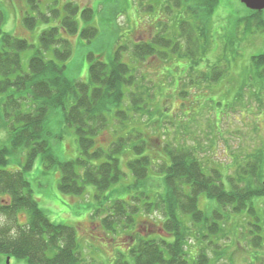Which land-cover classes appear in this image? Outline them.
<instances>
[{
  "label": "trees",
  "instance_id": "16d2710c",
  "mask_svg": "<svg viewBox=\"0 0 264 264\" xmlns=\"http://www.w3.org/2000/svg\"><path fill=\"white\" fill-rule=\"evenodd\" d=\"M43 1L28 0L30 10L38 16L26 13L23 23L27 29L36 27L38 17L49 20L40 12L45 5ZM51 1V8L58 3V0ZM220 1H175L179 8L187 5L186 2H192L186 6L185 13L188 15L190 12L195 17L194 23L189 26L181 21L178 34V38H186L189 49L185 56L176 54L180 59L188 58L192 66L202 63L212 44L211 24ZM50 12L53 17H60L59 10ZM63 12L59 26L41 34L40 47L35 49L26 71L21 55L34 46L28 39L3 30L6 16L0 10V114L3 126L9 129L11 136L10 146L0 143V193L9 196V203L0 206V214L14 223L0 229V255L25 260L28 264H80L81 254L76 228L51 221L46 210L34 198L26 173L32 171L37 158L42 155L47 169L61 171L58 189L62 194L80 197L88 186H93L99 202L103 201L102 198L104 203L110 202L104 194L110 192V197L115 195L112 188L124 175L120 158L125 155L130 139L120 138L110 143L106 151L98 146V136L113 119H119L121 126L128 124L132 119L131 113L146 112L148 104L144 88L138 83V70L129 64L137 63L134 59L145 61L154 56V47L158 44L173 46L174 52L180 49L179 40L173 44L156 36L155 41L134 44L132 50L128 45L119 47L107 62L90 55L88 81L70 80L66 76L65 62L73 53L69 39L79 32L76 16L80 14L86 24L81 32L83 39L92 41L98 30L89 25L93 10L68 2L63 6ZM249 14L252 33L259 31L264 35V15L254 11ZM242 22H247L246 18H238L236 27ZM51 51L55 60L46 57ZM166 61H169L168 57ZM218 66L215 65L211 73L217 72ZM252 67L258 78L264 81V54L252 57ZM126 98H130V106L124 104ZM58 110L63 113L64 125L73 129L77 138L80 157L75 160L61 161L52 150L48 122ZM147 144L146 141L134 144L133 151L141 156L128 162L136 180L135 187L143 186L150 175L152 158L144 154ZM189 151L186 148L168 151L170 164L166 161L162 170L165 198L156 197L153 204L144 207L149 213L164 211L163 229L168 236L156 240L137 239L127 250L131 262L125 260L124 254H119L114 264H210L204 249L200 248L197 256L190 253L189 236L192 233L189 227L205 231L208 235H201L203 238L224 237L230 214L252 220L247 224L246 241L254 258L252 263L264 264V253L260 254L264 252V212H258L254 205L255 200L264 199V152L250 157L245 165H239L234 175L226 177V186L217 165L206 166ZM20 153L25 154L23 169L10 171V156ZM202 195L215 204L216 208L211 212L200 209ZM226 208L232 211H221ZM137 210L125 200L115 199L107 209L109 215L102 219L103 228L116 234L117 221L122 222L125 217L126 224H133L134 215L139 214ZM22 213L26 214L25 224L18 222V215Z\"/></svg>",
  "mask_w": 264,
  "mask_h": 264
},
{
  "label": "rangeland",
  "instance_id": "374dc122",
  "mask_svg": "<svg viewBox=\"0 0 264 264\" xmlns=\"http://www.w3.org/2000/svg\"><path fill=\"white\" fill-rule=\"evenodd\" d=\"M175 1L58 0L51 8L53 1L44 0L45 5L40 12L49 20L38 17L36 27L29 30L23 23L24 16L27 12L35 17L38 15L30 10L28 0H0V10L6 16L3 30L28 39L34 46V49L21 55L26 71L35 49L40 47L41 34L59 26L64 16L63 6L68 2L93 10L94 16L89 25L98 30L97 37L92 41L83 39L81 32L86 24L80 14L76 16L79 32L69 39L73 53L65 62L66 76L70 80L88 81L90 55L107 62L119 47L128 45L132 50L134 44L155 41L156 36L173 44L178 40L180 42L177 53L173 51V46L158 44L154 47L155 57L145 61L134 59L137 63L129 64L138 70V83L144 88L148 104L146 112L131 113L132 119L128 124L121 126L119 119H113L98 136V146L106 151L118 139H130L125 155L120 158L124 175L120 183L112 188L116 191L115 195L110 197V192L104 194L110 202L104 203L103 195L100 196L103 201L99 202L93 186H88L86 193L80 197L62 194L58 189L61 171L47 169L42 155L37 158L32 171L26 173L34 198L46 210L51 221L76 228L80 264H114L119 254H124L125 260L131 262L127 250L134 246L137 239L156 240L168 236L163 229L164 211L149 213L144 210L146 205L154 203L156 197L165 198L162 170L166 161L170 164L168 151L186 148L206 166L215 167L212 166L214 163L220 168L226 186V177L234 175L239 165H245L250 157L264 152V81L258 78L252 67V57L264 54V35L259 31L252 33L250 11L239 0H221L211 24L212 44L202 63L192 66L188 58L180 59L176 55L185 56L189 49L186 38H178V34L181 21L189 26L194 23L195 17L190 12L188 15L185 13L186 6L192 2H186L187 5L179 8ZM51 10H59L60 17H53ZM240 17L246 18L247 22L236 27ZM163 56H167L169 61H166L167 57L162 59ZM46 57L55 60L53 51ZM217 64L219 70L211 73ZM130 102V98H126L124 104L130 106ZM54 113L48 122L52 150L61 161L75 160L80 157V149L74 130L64 125L61 110ZM140 141L148 143L144 154L152 158V165L147 181L143 186L135 187L136 180L128 162L141 156L132 149ZM0 143L11 145L9 129L3 126L1 114ZM10 160L8 169L21 171L25 154H13ZM115 199L125 200L139 212L134 215L131 225L126 224L125 217L122 222L118 220L116 234L108 232L102 224V219L109 215L107 209ZM8 203L9 196L0 193V206ZM254 205L258 212H264V199L255 200ZM199 206L209 212L216 208L205 195L200 197ZM95 211L97 215H94ZM221 211L232 210L226 208ZM18 222L25 224L26 214H19ZM249 222L252 220L248 217L230 214L224 237L203 238L201 235H208L205 231L189 227L192 233L189 236L190 253L197 256L200 248L204 249L210 264H253L254 258L246 241ZM12 224L0 214V229ZM263 253L260 252L261 255ZM7 261L8 257L0 255V264H7ZM10 264L28 262L12 257Z\"/></svg>",
  "mask_w": 264,
  "mask_h": 264
},
{
  "label": "water",
  "instance_id": "95a60500",
  "mask_svg": "<svg viewBox=\"0 0 264 264\" xmlns=\"http://www.w3.org/2000/svg\"><path fill=\"white\" fill-rule=\"evenodd\" d=\"M239 1L250 11H254V12L264 11V0H239ZM7 264H10L9 258Z\"/></svg>",
  "mask_w": 264,
  "mask_h": 264
},
{
  "label": "flooded vegetation",
  "instance_id": "af4514ba",
  "mask_svg": "<svg viewBox=\"0 0 264 264\" xmlns=\"http://www.w3.org/2000/svg\"><path fill=\"white\" fill-rule=\"evenodd\" d=\"M259 13H262L264 15V11L263 12H259Z\"/></svg>",
  "mask_w": 264,
  "mask_h": 264
}]
</instances>
